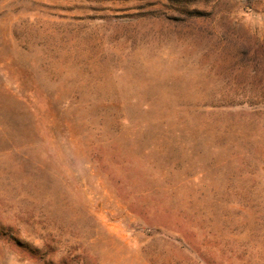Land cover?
Segmentation results:
<instances>
[{
  "label": "rangeland",
  "instance_id": "374dc122",
  "mask_svg": "<svg viewBox=\"0 0 264 264\" xmlns=\"http://www.w3.org/2000/svg\"><path fill=\"white\" fill-rule=\"evenodd\" d=\"M0 264H264V0H0Z\"/></svg>",
  "mask_w": 264,
  "mask_h": 264
}]
</instances>
